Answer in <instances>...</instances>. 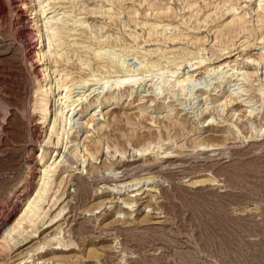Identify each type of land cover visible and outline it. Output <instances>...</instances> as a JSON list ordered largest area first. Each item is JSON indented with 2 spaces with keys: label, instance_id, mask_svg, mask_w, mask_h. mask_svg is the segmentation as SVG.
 Masks as SVG:
<instances>
[{
  "label": "rangeland",
  "instance_id": "374dc122",
  "mask_svg": "<svg viewBox=\"0 0 264 264\" xmlns=\"http://www.w3.org/2000/svg\"><path fill=\"white\" fill-rule=\"evenodd\" d=\"M40 163L44 212L7 235ZM0 264H264V0H0Z\"/></svg>",
  "mask_w": 264,
  "mask_h": 264
},
{
  "label": "bare ground",
  "instance_id": "6f19581e",
  "mask_svg": "<svg viewBox=\"0 0 264 264\" xmlns=\"http://www.w3.org/2000/svg\"><path fill=\"white\" fill-rule=\"evenodd\" d=\"M186 1V0H185ZM154 2V1H153ZM188 3V2H187ZM148 5H149V3H148ZM150 5H151V2H150ZM153 7H155V6H153ZM157 8V7H156ZM157 9H161V8H157ZM44 7H41V3L39 2L38 3V10H37V8H36V6H32L31 8H30V13L32 14V21H33V26H34V30L36 31V38H37V45H39L38 46V48H36L35 49V56H36V58H37V62L39 63V65L42 67L41 68V72H42V78H45L46 77V75H47V67H45V62H44V56H45V43H44V38H43V33L41 32V29H40V27H39V25L41 26V23H39V21L41 20V18L39 17V15L41 14H43L44 13ZM97 11H98V9H97ZM158 11V10H157ZM92 13H96V11L95 12H93L92 11ZM103 13V12H102ZM44 15V14H43ZM43 15H42V17H43ZM236 16V15H235ZM237 19H238V17H237ZM239 19H241V18H239ZM238 19V20H239ZM238 22V21H237ZM240 22V21H239ZM236 23V22H235ZM234 22L232 23V24H235ZM43 24H44V27H45V29H46V31H48V33H47V35H46V38H47V40L49 41V42H52V39H54L55 40V36L59 33V31L61 30L60 28L61 27H64V24H62V25H60L61 27H54V25L55 24H53V22H52V20H51V18L49 19H47V18H44V20H43ZM237 24V23H236ZM57 25V24H56ZM66 27V26H65ZM64 27V28H65ZM238 27V26H237ZM63 28V29H64ZM60 29V30H59ZM247 30V29H246ZM155 31V30H154ZM256 31V30H255ZM156 32V31H155ZM154 32V33H155ZM153 33V32H152ZM151 33V34H152ZM151 34H149V35H151ZM153 35V34H152ZM56 41V40H55ZM48 44H50V43H48ZM86 46V45H85ZM94 55V58L95 59H103V57H104V55L101 53V52H99L98 51V53L96 52V54L94 53L93 54ZM109 59V58H108ZM107 59V60H108ZM86 60V59H85ZM88 61V60H87ZM104 61V60H103ZM168 61V60H167ZM203 60H201V61H199V63L200 62H202ZM100 62V61H99ZM204 62V61H203ZM194 69H196V68H194ZM175 71H172V73H174ZM66 78V77H65ZM66 80V79H65ZM119 80V79H118ZM138 80H139V78H131V79H127V80H119V81H116L115 80V82H113L110 86H108V87H106L103 91L104 92H108V91H110V88H119L120 86L119 85H125L126 84V88H127V92H126V95L127 96H132V94L134 93L133 92V88H134V86L138 83ZM83 81V80H82ZM63 82H66V81H64L63 79H62V81H61V85L66 89L68 86H66ZM106 82V81H105ZM183 82V81H182ZM182 82L181 81H175V84H181V85H179V87H180V90H181V92L183 91V88H184V86L182 85ZM42 86V85H41ZM60 86V85H59ZM222 87H224V86H222ZM193 88H198L197 87V85L194 83L193 85H192V88H190V89H193ZM160 89V90H159ZM159 89H157V90H159L160 92H163L164 90H163V88L162 87H159ZM198 89H200V88H198ZM196 90V89H195ZM202 90V89H201ZM227 90H229V89H227ZM157 92V91H156ZM223 93V92H222ZM237 95V94H236ZM241 95V94H240ZM121 96V95H120ZM49 97H50V90H49V92H47V90H46V92L44 93V94H42V97H40V99H39V101H38V104H37V109H38V114H39V120H40V122L43 124V126L44 125H47L48 126V130H49V134H51L52 132H55V121L57 120V117H58V114L59 115H62L63 116V113H64V110H65V107L67 106V105H65L64 107H61L58 111H57V115H56V120H53L52 122H51V116H49L50 115V106H51V101L49 102ZM65 98L64 99V101H66L67 100V98L69 97L68 96V94H67V91H65V93L64 94H62L61 95V97L60 98ZM122 97V96H121ZM121 97H115V100L112 102L114 105H110V111H113V110H117V107L119 106V105H117L118 103H119V99H121ZM112 98V97H111ZM133 98V97H132ZM217 98V97H216ZM228 98V97H227ZM234 98V99H233ZM236 100L237 99V97L236 96H231V95H229V98H228V100L227 101H224L223 103L225 104V102L227 103V102H230V100ZM109 101V100H108ZM111 101H112V99H111ZM37 103V102H36ZM65 103V102H64ZM70 103H72V102H70ZM69 103V104H70ZM105 103H107V102H105ZM72 106V105H71ZM109 106V105H108ZM206 110V109H205ZM203 111V109L200 111V112H202ZM199 114V113H198ZM250 114H251V112H250ZM208 115V114H207ZM131 119V118H130ZM205 120H207V119H205ZM117 122V121H116ZM89 123H87L86 124V127H87V125H88ZM115 125V124H114ZM85 127V126H84ZM56 133V132H55ZM73 139H75V137H73ZM99 139H100V137H99ZM96 140V139H95ZM94 140V141H95ZM92 142V141H91ZM211 142V141H210ZM90 143V142H89ZM200 143V142H199ZM204 143V142H203ZM198 144V143H197ZM202 144V143H201ZM200 144V145H201ZM205 144V146H208V144H210L209 142H207V145H206V143H204ZM212 144V143H211ZM210 144V145H211ZM147 145V144H146ZM199 145V146H200ZM77 146V145H76ZM74 147V148H72V150H71V153L70 154H72V156L74 157H76V156H79V154H81V156H79V157H83L85 160H86V153L85 152H90V154H91V156L93 157V155L96 153L95 151L97 150V148L99 147L98 145H97V143H96V141H95V143H93L92 142V144H87L86 145V147L82 150V149H78L77 147ZM201 146H203V144L201 145ZM213 146V145H212ZM141 148H143V149H139L140 150V152H144V151H146V147H141ZM78 154V155H77ZM167 154V153H166ZM176 155V154H175ZM43 154L40 156V161L41 160H43ZM72 157V158H73ZM74 157V158H75ZM93 160V159H92ZM42 163V162H41ZM40 163V165L38 164V171H40V173H41V184H40V186L38 187V189L36 190L37 192H36V195H35V197H33V199L30 201H28L27 202V205H26V207L23 209V211H22V213L20 214V216L18 217V218H16V220H14V222H13V224H11V226H9L10 228L8 229V230H5L6 231V234L7 235H10L11 234V232L12 231H14L17 227H19V226H21V224H22V222L23 221H26V220H28V222L30 223V222H33L34 223V221H36V219L38 218V216H40V214H41V212H44L43 211V208L41 207V205H40V202H42V201H44V198H45V194L47 193V191L49 190V184H51V183H49V181H48V179L50 178V175H48L49 174V172H50V170H46L45 168H43V167H41V166H43L42 164ZM49 167H51V165H49ZM66 167H67V170H68V167L69 166H67L66 165ZM54 168H56V166L54 167ZM66 170V169H65ZM54 171V169L51 171V172H53ZM88 171V170H87ZM89 171H91L90 169H89ZM90 173V172H89ZM67 177H71V174L69 173L68 175H67ZM46 179H47V181H46ZM77 179H80V180H82L83 179V177L81 176V175H77ZM63 179H61L60 181H59V184H61V181H62ZM146 180V179H145ZM148 180H149V178H148ZM140 181H141V179H139V180H135V182L133 183L132 181V183H133V185L135 184H138V183H140ZM70 182V181H69ZM128 182V181H127ZM130 182V181H129ZM128 182V183H129ZM126 185H128V183H126V182H124ZM124 185V184H123ZM60 186V185H59ZM123 187V186H122ZM55 196V195H54ZM56 201H57V199H55V201L52 203V205H54L55 203H56ZM64 209V206H61L59 209H58V211H57V213L54 215V216H52L51 218H50V220H49V222H48V225L47 226H45L44 228H43V230L44 229H46V228H48L49 226H51V224H50V222H52L53 220H54V218H56V216H58V215H60L61 213H62V210ZM45 224H47V221H45L44 222V225ZM43 225V224H42ZM41 227H43V226H41ZM26 228V227H25ZM39 228V227H38ZM38 228H36L33 232H37L38 231ZM56 231V230H55ZM52 234V233H51ZM30 236V235H29ZM34 236V235H33ZM49 236V235H48ZM27 237H28V235L27 236H24L23 237V239H22V241H24V240H26L27 239ZM35 237V236H34ZM33 237V238H34ZM4 238H6V236L4 237ZM30 239V238H29ZM48 239H50V238H48ZM48 239H46V240H48ZM43 240H45V239H43ZM28 242H30L29 240L28 241H25L24 243H22V245H26V243H28ZM10 243V242H9ZM18 243V242H17ZM17 243H15L16 245H17ZM59 245H60V243H58ZM14 245V244H13ZM33 245V244H32ZM37 245V244H36ZM40 245H41V243H38V248H40ZM19 246H21V245H19ZM62 248V247H61ZM61 248H58V247H56V248H54L55 250H60V251H65V249H61ZM25 261V260H24Z\"/></svg>",
  "mask_w": 264,
  "mask_h": 264
}]
</instances>
